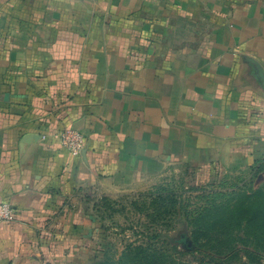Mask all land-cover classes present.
Returning a JSON list of instances; mask_svg holds the SVG:
<instances>
[{
  "label": "crops",
  "instance_id": "0c3cea01",
  "mask_svg": "<svg viewBox=\"0 0 264 264\" xmlns=\"http://www.w3.org/2000/svg\"><path fill=\"white\" fill-rule=\"evenodd\" d=\"M263 154L264 0H0V201L17 210L0 264H62L37 236L67 190Z\"/></svg>",
  "mask_w": 264,
  "mask_h": 264
},
{
  "label": "rangeland",
  "instance_id": "374dc122",
  "mask_svg": "<svg viewBox=\"0 0 264 264\" xmlns=\"http://www.w3.org/2000/svg\"><path fill=\"white\" fill-rule=\"evenodd\" d=\"M60 204L37 236L49 263L264 264V154L244 168L173 170L118 194L75 188ZM227 245L239 252L220 262Z\"/></svg>",
  "mask_w": 264,
  "mask_h": 264
},
{
  "label": "built area",
  "instance_id": "2783aa9c",
  "mask_svg": "<svg viewBox=\"0 0 264 264\" xmlns=\"http://www.w3.org/2000/svg\"><path fill=\"white\" fill-rule=\"evenodd\" d=\"M59 140L61 148L73 159L80 158L86 149L85 136L77 129L65 128ZM16 219L17 210L10 203L0 201V224H8Z\"/></svg>",
  "mask_w": 264,
  "mask_h": 264
},
{
  "label": "trees",
  "instance_id": "16d2710c",
  "mask_svg": "<svg viewBox=\"0 0 264 264\" xmlns=\"http://www.w3.org/2000/svg\"><path fill=\"white\" fill-rule=\"evenodd\" d=\"M224 249H225L224 251H220L219 255H217L218 260L220 262L232 260L233 258H235L237 256V254L239 252V251H237L236 248H229V246H228V248H224ZM221 253H224V254H221ZM253 254H254V252L251 253V255H253Z\"/></svg>",
  "mask_w": 264,
  "mask_h": 264
}]
</instances>
